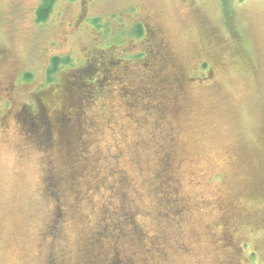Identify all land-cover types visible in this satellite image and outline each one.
I'll return each mask as SVG.
<instances>
[{"label":"rangeland","instance_id":"374dc122","mask_svg":"<svg viewBox=\"0 0 264 264\" xmlns=\"http://www.w3.org/2000/svg\"><path fill=\"white\" fill-rule=\"evenodd\" d=\"M53 2L40 19L45 0H0V264H264V0ZM99 53L117 64L101 82L111 89L103 105L81 106V120L93 125L79 140L91 161L78 182L88 198L75 220L58 215L64 203L44 186L46 163L62 154L54 126L69 110L62 75ZM55 56L69 60L51 75ZM149 64L155 86L169 85L159 96L174 137L169 187L186 200L174 226L159 218L166 206L153 176L162 162L152 130L140 125ZM41 96L56 150L39 145L18 117ZM115 155L120 171L108 183H119L111 187L118 198H110L97 171ZM125 190L139 242L117 250L109 236L87 246L104 230L106 203L114 199L108 210L116 209Z\"/></svg>","mask_w":264,"mask_h":264},{"label":"trees","instance_id":"16d2710c","mask_svg":"<svg viewBox=\"0 0 264 264\" xmlns=\"http://www.w3.org/2000/svg\"><path fill=\"white\" fill-rule=\"evenodd\" d=\"M53 1L54 0H45L44 7L39 10L40 13L44 15V17H41L40 19H44L51 12L54 3ZM136 28V34L139 37L145 35V29L141 25L137 26ZM98 55H102V53L91 57V61L89 59L88 61L90 62H86L87 64H83L81 68L71 71L68 74L64 73L62 75L65 76L66 83L64 85H60L61 87L59 90L62 91L66 96V100L68 101L67 107H69V110L72 108L76 109L73 113L69 110L65 113L61 112V114L56 117L58 120L54 126L56 125L55 127H59V139L61 141V146L58 151L62 154L59 156V158L48 159V162L46 163V167L48 168L49 172L45 174L46 176L44 180V186L52 197L55 196L54 198L59 201L60 206L62 203H64V207L61 206L60 208L58 206V215L61 216L62 213L63 215H68L69 218L75 220L77 218L76 210L80 208V202L88 198L86 195L88 191L83 190L82 193V189L79 188L78 182L81 180L84 174H88L86 168L91 161V157L89 156L88 152V143L85 145L83 141L79 140L83 139L85 134L88 135L87 130L90 131L92 128L91 124L93 125L92 120H89L88 117H86L84 121L81 120L84 116L81 106H84V102H94L95 100L96 103H99V105H103L102 101H100V98L103 101L107 99V95L105 96V94L107 91H111V89L104 87L101 82L104 80H107L108 82L110 78H113L111 65L112 67H115V64H117L110 56L106 57L105 55ZM106 55L114 54L111 53ZM67 60L69 59H64L59 56L52 58V68L50 70V74L52 75L53 73L58 72L62 64L66 65ZM117 60L120 61L123 59L122 57H118ZM164 63L166 62L164 61ZM116 68H118V66ZM147 68V71H149L148 74H151V76L145 79L146 82H148V84L151 86H149L148 91H144L143 93L145 95L143 97V103L145 101L147 103L138 106L143 110L144 116L142 119L143 122H141L140 125L146 129L152 130L150 143L154 145L155 152H157V155L162 162L161 169L159 171L157 170L153 176L155 181L158 182V188L163 187L161 190L163 192H159V198L164 200L163 204L166 206V209H161L159 211V218H162V220L165 222L170 221V225L174 226L176 225V222H180L179 217H181L183 213L186 212V200L185 198H181V195L178 193L176 188L169 187L171 182H173L171 179L172 167L170 164V158L172 154L171 151L174 150V148H170V141L172 144L174 137L172 135V129L170 128L171 126L168 124L166 119L168 104L159 98L160 95H164V92L167 90L169 91V85L166 84L164 80H160V84L155 86L156 74L154 73V65L149 64ZM116 77L118 82L122 84L121 88H123V80H121L122 76L117 75ZM87 85L92 86V88H88ZM155 88H158L157 92H159L153 95L154 97H152V92ZM47 93H51V91H47L46 94ZM84 96L86 98H84ZM134 97H136V95H134ZM151 97L153 99H150ZM44 98L45 97L41 96L38 99L36 103L37 105L32 111L28 107L22 108V110H20L18 113L20 114L18 117L23 125L26 126L29 133L34 132L33 134L36 136V140L39 145L41 144L44 149L56 150L55 148L58 146V141H55L54 143L51 141L50 130L53 126L51 125L50 119L47 120L46 118V110L48 109V106H46L47 102H45L47 99L45 100ZM84 113L86 112L84 111ZM79 120H81V123ZM88 122H90V126H87V124H89ZM72 125L76 126V128L74 127L75 130H72ZM44 126H47V128ZM75 131H77L76 133H78V135L75 133ZM168 136H170V140L168 142L169 144L166 142V140H168ZM118 158L119 155L114 156V160L111 161L110 167L107 168V170L103 171V169H100L97 171L99 172L98 176L104 178L100 181V184L103 186L107 185L106 187H108L110 190L108 193L110 198H114V196L115 198H118L111 187L116 188L119 183L115 182L110 185L108 183L112 178H116L119 174L120 159ZM102 160L109 162L107 157L103 158ZM100 161L101 160H99V162ZM65 180L67 181L65 182L66 184H64ZM104 181L106 183H104ZM112 192L113 194H111ZM123 200V202L121 201L123 204H119L120 207L117 206L116 209H113L111 206V211H109V206L110 204L112 205V202L114 201V199H109V202L111 201V203H106L107 216L104 217V230L101 229V232H99V235L95 236L94 240H88L87 246L92 248L98 247L100 246L98 243L106 240L109 236L113 237L117 250L120 249L122 243L126 244V242L133 241L134 243L139 242L134 239V237H136V233L133 229L135 227L132 226V219L136 212L131 209V201L129 200L127 190L123 192ZM66 206H69L67 210L71 209L70 212L73 214V217L66 210ZM170 208H173V215L171 214ZM174 208L176 210H174ZM58 215L57 217H59ZM56 221H58V218ZM128 226H131L130 231L127 230ZM116 229L118 230L117 233L119 235H114L111 232L115 231ZM60 260H62L61 257Z\"/></svg>","mask_w":264,"mask_h":264}]
</instances>
